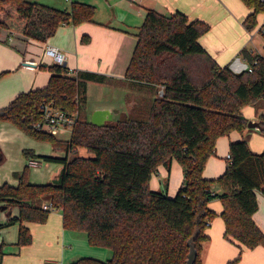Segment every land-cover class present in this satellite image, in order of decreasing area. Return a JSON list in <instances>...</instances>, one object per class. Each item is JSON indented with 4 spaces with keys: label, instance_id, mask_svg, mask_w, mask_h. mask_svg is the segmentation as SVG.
Masks as SVG:
<instances>
[{
    "label": "trees",
    "instance_id": "16d2710c",
    "mask_svg": "<svg viewBox=\"0 0 264 264\" xmlns=\"http://www.w3.org/2000/svg\"><path fill=\"white\" fill-rule=\"evenodd\" d=\"M242 1L252 9L243 25L253 31L264 4ZM94 13L95 6L83 1H72L65 10L33 0H0V31L45 42L60 25L93 21ZM209 28L207 22L191 21L182 11L166 15L146 9L125 71V79L135 85L162 89L143 119L87 122L86 114L81 117L87 81H102L105 76L92 71L72 75L65 65L42 64L50 71L48 83L20 92L0 108V121H11L33 138L64 148V156H41L64 167L62 181L30 182L27 163L17 173V185H0V205L19 211L0 228L19 222L17 244L31 243L24 221L45 222L52 210L43 204L50 202L62 210L64 227L85 231L89 243L111 252L105 260L82 256L68 264H186L191 245L197 250L194 264H202L206 221L215 215L208 203L219 198L225 236L249 248L264 246V233L253 220L257 192L264 195V150L252 151L244 138L231 141L224 173L215 179L203 176L217 139L250 129L242 109L264 105V55L243 48L247 67L234 71L228 64L220 65L199 42ZM42 100L78 114L70 139H58L31 125ZM259 130L264 134V115ZM79 148L88 154L69 159ZM25 153L30 156L28 150ZM173 159L185 176L170 197L152 190L149 181L160 165L170 168ZM213 182L222 192L211 190Z\"/></svg>",
    "mask_w": 264,
    "mask_h": 264
},
{
    "label": "crops",
    "instance_id": "0c3cea01",
    "mask_svg": "<svg viewBox=\"0 0 264 264\" xmlns=\"http://www.w3.org/2000/svg\"><path fill=\"white\" fill-rule=\"evenodd\" d=\"M72 2V0H70ZM84 1V0H77ZM108 5L118 6L123 0H105ZM131 2V3H129ZM128 5L145 16L147 8H153L163 14L182 11L188 15L189 20L201 19L210 25L207 32L199 37V42L216 59L220 65L228 64L234 71H241L246 67L241 50L247 48L258 51L256 44L257 35H264L259 28L264 21V13L258 19V32L248 31L243 25V20L252 11L242 0H129ZM101 21H87L80 24H62L58 27L59 36L53 35L42 42L28 38L18 33H11L7 29L0 31V108H4L20 92L45 86L50 78V71L41 66L45 44L49 43L58 47L66 57L67 66L79 71H92L111 78H125V71L130 62L128 53L120 50V41L127 38L125 33H132L134 38L128 39L129 44L136 45V33L128 29L111 28ZM262 33V34H261ZM91 38H90V35ZM88 36L87 40H83ZM100 45V46H99ZM99 46V47H96ZM114 48V49H113ZM34 64V65H30ZM75 75V74H74ZM140 86V85H137ZM141 87V86H140ZM143 87V86H142ZM151 89V87H150ZM131 101L127 109L134 110L138 103ZM261 106L247 105L242 109L247 119L262 120L257 117L258 108ZM105 108L117 109L113 118L120 112L109 104L96 105L85 109L86 115L92 110ZM246 139L254 152L264 150V134L259 128H250L245 133L233 130L227 135L220 136L216 141V152L211 155L203 170L207 179L221 176L226 164L215 156L229 154L231 141ZM29 136L11 121H0V185L9 183L17 185V173L24 169L27 162L37 160L40 162L33 168L40 167L42 155L64 156L56 151L29 149L28 157L26 146H36ZM62 152L61 150H59ZM53 152V154H52ZM46 171L36 170L30 175V182L43 184L52 182L57 178L62 167L56 162L46 161ZM227 162V161H226ZM184 170L180 163L173 159L170 168L160 165L151 175L149 186L155 191H164L173 194L183 181ZM213 192H222L217 182L211 184ZM178 192V191H177ZM258 209L253 214V220L264 233V195L257 192ZM6 205V204H1ZM0 205V206H1ZM208 207L215 213L211 224L206 227L208 238L202 243L200 258L202 264H264V246L257 245L253 248L243 243L228 239L225 236V222L221 216L223 203L219 198L212 199ZM0 210V223L18 215L17 208ZM32 234V242L19 246L17 244L19 222L5 225L0 228V264H68L72 260L82 257H94L105 260L111 252L107 247L89 243L86 232L71 230L63 225L62 210H52L45 222L24 221Z\"/></svg>",
    "mask_w": 264,
    "mask_h": 264
},
{
    "label": "rangeland",
    "instance_id": "374dc122",
    "mask_svg": "<svg viewBox=\"0 0 264 264\" xmlns=\"http://www.w3.org/2000/svg\"><path fill=\"white\" fill-rule=\"evenodd\" d=\"M33 1H39L48 5H51L53 7L59 8V9H65L69 10L71 7V1L70 0H33ZM77 1V0H72ZM83 2L91 3L95 6V13L93 16L94 21H101L102 23L106 24L109 20L111 21L108 25L111 28L116 29H128L131 32H134L136 27L140 26L143 23L144 16H142L138 10L130 7L128 5L129 0H123L118 6L115 5H108V3L105 2V0H84ZM131 3V2H129ZM258 19L262 17L261 13L258 14ZM87 22V21H86ZM92 22V21H91ZM84 23V22H82ZM258 32V24L255 27L253 32ZM262 34V33H261ZM56 36L58 35V32L54 34ZM90 35V34H89ZM127 38L120 41L119 47L120 50L123 52L128 53V57L130 58L132 56L133 50H134V43L129 44L128 39L134 38V35L132 33H125ZM91 38V35H90ZM256 39V45L258 49L261 50L262 54L264 55V35H257L255 37ZM133 40V39H132ZM100 46V45H99ZM96 46V47H99ZM114 49V48H113ZM248 66L247 61H243ZM96 72V71H95ZM72 75L76 74L74 72L71 73ZM162 92V89L160 86H152L150 87H140L135 85L130 80H127L125 78H111L110 76H105V79L102 81H87L86 85V91H85V109H91L92 107H95L96 105L103 106L104 104L111 105L112 108H118L120 109V112L114 116V120L117 119H128L131 117L136 118H146L148 109L150 108V104L152 100L160 95ZM131 101H134L135 103H138V107H136L134 110L127 109V104H129ZM93 111V110H92ZM85 110L81 112V117L85 118ZM112 121V120H110ZM24 132V131H23ZM25 133V132H24ZM27 134V133H25ZM28 135V134H27ZM29 139L32 142L37 143L36 146H26L29 150H34L33 148L40 150H52L56 151L59 155L60 154H66V151L64 148H56L54 145L49 141H44L40 139H35L32 136L28 135ZM58 139L61 140H68L71 137V131L65 130L60 131L57 135H55ZM33 147V148H32ZM59 150H63L60 152ZM53 154V152H52ZM75 154L78 155H87L88 152L85 148H79L76 153L71 152L69 154V159L75 156ZM218 160L222 161L224 164H226V160L224 156H215ZM28 163V162H27ZM46 165L47 162L42 160V164L40 167L33 168L28 167V178L30 179V175L35 172L36 170L37 174L40 175L41 172L46 171ZM23 169H21L22 171ZM183 175V181H184ZM182 183L178 186L177 190L173 192V194H170V197H173L176 195L178 189L183 184ZM107 259V258H106Z\"/></svg>",
    "mask_w": 264,
    "mask_h": 264
},
{
    "label": "built area",
    "instance_id": "2783aa9c",
    "mask_svg": "<svg viewBox=\"0 0 264 264\" xmlns=\"http://www.w3.org/2000/svg\"><path fill=\"white\" fill-rule=\"evenodd\" d=\"M259 1L264 4V0ZM259 29L264 32V21L260 25ZM41 63H57L60 65L67 66L66 57L64 53H62L58 47L49 43L45 44V50ZM249 69H251V67H249ZM72 72H74V70H71L69 68V73L71 74ZM77 119L78 114L67 112L61 107L56 106L53 101L42 100L37 106V116L34 120L31 121V125L37 130L44 131L52 135H57L60 131L65 130H70L72 132V129ZM29 164L30 166H37L40 164V162L33 159L29 162ZM43 208L49 210L59 209L53 206L50 202H45L43 204ZM210 224L211 219H208L206 221V225L209 226ZM53 264L59 263L55 262Z\"/></svg>",
    "mask_w": 264,
    "mask_h": 264
},
{
    "label": "water",
    "instance_id": "95a60500",
    "mask_svg": "<svg viewBox=\"0 0 264 264\" xmlns=\"http://www.w3.org/2000/svg\"><path fill=\"white\" fill-rule=\"evenodd\" d=\"M117 111H118L117 109L114 110L105 109V108L95 109L86 115V121L89 123H94L96 125H104L106 122L113 119V113ZM262 115H264V109L262 107H259L257 111V117H262ZM260 126H261L260 120L258 121V120L250 119L248 121V127L250 128H254V127L260 128ZM63 171H64V167L62 166L58 174V177L52 179L53 183H59L62 181ZM6 208L8 209L7 213L9 214L11 211V207L9 205L0 206V210H4ZM196 256H197V250L194 247V245H191L186 264H194L196 260Z\"/></svg>",
    "mask_w": 264,
    "mask_h": 264
}]
</instances>
